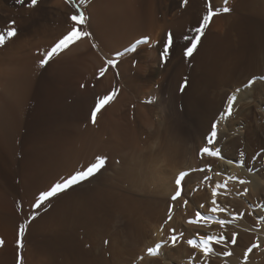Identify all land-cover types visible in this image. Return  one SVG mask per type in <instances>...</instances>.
Segmentation results:
<instances>
[{
    "label": "bare ground",
    "instance_id": "1",
    "mask_svg": "<svg viewBox=\"0 0 264 264\" xmlns=\"http://www.w3.org/2000/svg\"><path fill=\"white\" fill-rule=\"evenodd\" d=\"M198 1L188 0L186 6L187 13H183L184 15L182 16L180 13V18L170 20L166 19L168 15L162 11L170 6L171 0H76L77 5L82 6V10L86 9L89 24L85 30L93 33L92 40L83 39L77 41L59 55L54 56L45 67H42L43 69L38 64L39 72L38 70L35 72H38V74L42 73L39 78L35 77L36 79L38 78L36 80L37 90L33 95L35 110L32 113H25L22 118V122H20L21 126L17 130L19 133L16 142L12 143L11 140V135L14 134H11L9 130L11 121H8L9 124L8 122L7 124L3 123V120L12 118L11 111L4 113L3 116L0 115V239L5 241L4 246L0 247V264H17V231L18 227L27 221L30 222L28 223L25 235V246L23 249L24 264H60L54 260L59 251H62L65 255V259L60 260L62 264H98L97 261L101 260L100 238L106 234L110 235L111 239H103L102 250L106 247L108 248L106 249L110 253L111 263L122 264L119 262V257L123 253L130 235L127 236L124 233V238L121 239L120 236L115 237L114 232L124 230V227L129 222L128 219L131 217V207H138L139 203H144L146 206H144L146 214L143 212V215L145 214L147 220L146 224H137L134 227L136 228L134 233H137L136 235L141 234L145 238H148L150 234L151 240L146 241L147 244L144 245L143 251L138 253L136 258L138 255H142L146 247L148 248L151 243L160 240L158 238H160L161 232L159 231V233L158 230L165 220L169 202H160L159 197L166 195L168 198L172 193L174 189L173 183L175 182L173 178L182 170V165L190 168L198 165V161L200 160L198 158L197 161L196 157L201 144L195 146L191 137V129L202 130L205 124L204 121L208 119L201 120L197 126L193 125L195 116H198L208 99H211L205 95V90H207V87H225L228 85L232 74L240 66L239 64L250 54L256 55L258 53L256 43L250 44L245 41L246 39L239 40L238 46L234 45V40L230 37L231 35L227 34L225 29L226 34L222 32V35H224L221 37L222 40H225V45L219 46L220 43L215 42L219 38L211 32L212 28L210 26L209 29L207 28V33L205 29L206 35H203L202 39L200 38L201 40L191 57L186 56L184 53L191 43L192 36L188 40L190 41L188 42L189 45L186 43L185 46L187 47L181 49L184 56L181 57L182 60H180V57L176 60L177 58L172 56L176 49L175 45L178 44L174 40L176 44L172 43L169 55L165 58L166 62H163L161 53L167 41L168 33L182 32L184 34L188 32L193 25V21L191 20L196 18L195 15L198 14L196 12L199 8L201 17L204 14L202 5L200 6V3L204 0L197 4ZM53 2L54 7L50 6L56 8L55 15L58 16L57 18L62 16L61 19H69L71 27L57 39H54V37L53 43H49V48L44 47L47 48V51L74 26L70 22V15L65 14L68 11L72 12L69 7L72 9L74 7L67 3L66 0H54ZM194 2H196V5H194ZM201 4H203L204 8L205 3ZM231 6L230 8L232 9ZM46 10L47 8H45ZM203 10L206 11L205 8ZM30 14L33 15L31 12ZM44 16L42 25L45 26L49 15ZM30 18L29 21L31 20ZM219 18L216 21H222ZM31 25L33 26V24ZM213 27L215 29V26ZM37 29L39 30V27ZM54 32L53 28V34ZM229 34H231V31ZM145 37L148 38V44L138 47L135 52L130 50L137 40ZM49 39L51 40V35ZM192 40H194V37ZM250 40L252 41L253 39ZM92 43H96L99 46V50L93 48ZM118 53L122 57H118L117 69L114 70L109 67L105 75L99 77V69L104 66V58H116ZM178 53L176 50V56ZM40 68L42 69L41 71ZM255 69L260 70L257 67ZM117 71H119V75L116 74ZM260 75L262 73H256L252 77ZM185 79L191 82L184 89V92H181L180 88ZM175 82L178 83L176 84L178 87H175ZM257 82L247 89L242 88L247 82L240 86L236 85L228 93V95L233 94L237 88L241 90L237 94V102L233 108L237 114L235 121L233 120L228 123L227 117L224 116L228 95L225 97L226 103L215 115L217 116V118L215 117L216 121L213 123L215 118L211 121L210 128L213 127L212 123L217 124V136L215 138L217 145L214 148L221 147L222 150L219 149L221 156L223 154L224 157H228L227 160L232 162L225 163V158L214 160L216 171H220V173L223 171L226 175L217 176L215 174L218 179L216 178L217 181L216 183L214 182L215 184L213 183V187L211 185L209 187H211V193H213L215 185L221 184L219 182L224 176L223 181H227L228 185L233 186L235 190L248 189V198H259L260 201H263L260 205L264 208V168H261L257 173H253L247 171L244 165L240 167L238 164L235 165V161L231 160L234 157V153L239 151L240 148L244 150L242 151L243 153L245 151L249 152V159L252 160L259 150L252 153L249 148L251 142L257 140L264 144V126L254 125L255 127H251V125L247 126L244 124L251 115L252 107L257 109L256 117L259 116L260 121L262 120L264 124V83ZM1 85L0 90L2 88ZM113 89H119V94L113 102L102 108L101 112L97 114L96 124H93L91 122V113L97 104V98L109 94ZM149 99L153 102L148 103ZM218 99L215 98L216 101H211V104L209 103V116L214 115L217 109H219L220 101ZM258 109L261 112H258ZM205 135L204 137H206ZM190 144L192 147L189 146ZM101 155L107 158L105 168L97 176L92 177L86 182L84 181L83 184L76 186L75 189H79L97 180L99 182L91 188L78 192L72 198H66V201L62 203L58 201L60 203L59 207H63L62 210L66 212L65 214L69 216L72 215L71 213H75V215L81 214L90 219L91 226L102 225L103 230L99 233V236L95 233L94 227H87L86 232H88L89 236L86 237V241L87 238H90V242H87L90 244L89 246L87 245L89 251L85 253L79 247L78 239L80 240L81 237H77L76 235H70L69 237L60 235L68 229V227L66 228L62 224L63 222L58 223L61 217L52 216L49 212L40 214L43 204L38 209L33 208L32 205L41 192L46 191V189L48 190L59 180L67 178L74 172L86 167L97 156ZM255 168L257 167L253 166L251 170ZM109 169L113 170V174L106 175L103 178L105 171ZM101 177L103 179L99 180ZM229 177H237L238 179L247 181V183L241 185L237 181L229 180ZM200 178L201 175L197 174L192 180L197 179L198 181ZM210 180L213 179L211 178ZM47 181H49L48 185L45 184ZM123 181L130 182L131 187L130 185L127 187L126 183L121 185ZM188 181L190 180L188 179L187 183ZM151 182H155V189L157 188L155 195L157 197H149L147 196V192L144 191L143 187L146 184L149 185ZM221 189L218 192L223 190ZM208 196L207 192L200 191L191 198V204H200V199H207ZM185 198L179 201L178 204L182 203ZM219 199L221 198L219 197ZM235 199V197L231 196L230 202L232 200L235 201ZM256 201L258 202V200ZM236 203L239 202L236 201ZM243 203H239L241 204L239 206L244 207L246 203L244 205ZM221 204L223 206V200ZM20 205H22V209ZM188 207L189 210H191V207L194 208L192 205H188ZM33 212L37 213L34 220L30 217V213ZM182 212L180 214L177 213L169 226H174L175 229L179 230H176L178 232L188 231L190 234L201 233L205 230L201 227L187 226L184 223L186 217L183 218L185 213L182 215ZM248 213L251 214V211ZM186 215L188 216V214ZM247 220L241 222L237 220L242 229L251 227L250 225L248 226V222L250 221ZM169 226L166 227V229L168 228L166 233L169 231ZM262 226L263 228L260 227L262 230L258 232L256 229L254 231L257 232L252 233V235L244 233L247 230L241 231L240 237L238 234L235 237V239H238V243L235 245L228 242V240L224 241L225 243L228 242L227 244H232L233 247H229L226 244H222L226 245L222 247H229V249H226L228 251L232 250L233 256L226 257L224 255L226 258L220 259L216 257L217 254H214L207 258L208 264H264V252L262 251V248H264L263 223ZM220 227V225L216 227V232L221 234L224 232V234L230 235L229 237L240 230V228L237 230L233 227L232 229L226 228L224 230ZM77 228H73L74 231ZM154 233L156 234L155 238L152 237ZM49 234L54 235V237L52 236L53 239L47 242L45 237ZM254 237H256L255 241H253ZM70 239L72 243L69 242ZM107 240L109 241L108 244L106 243ZM250 240L262 242L263 245L261 249L258 248L249 255V253L244 252V248L241 249L237 245L240 244L241 246L243 241L249 242ZM222 247L220 248L221 251L224 250ZM191 249L184 245L174 249L173 255L175 260L178 259L179 261L184 257L188 258L189 255L194 254V249L193 251ZM214 251H216V247ZM160 253L162 252L160 251ZM244 253L247 256L249 255V257H247L245 263H241ZM164 254L162 256L159 255L160 258ZM223 254L221 255L223 256ZM198 258L197 261L203 264V260L201 259L202 253L199 252ZM159 259H147L141 264H148L150 261L157 262ZM162 259L165 264L174 263L169 260L171 258L164 256Z\"/></svg>",
    "mask_w": 264,
    "mask_h": 264
},
{
    "label": "rangeland",
    "instance_id": "2",
    "mask_svg": "<svg viewBox=\"0 0 264 264\" xmlns=\"http://www.w3.org/2000/svg\"><path fill=\"white\" fill-rule=\"evenodd\" d=\"M53 1L54 0H50V1L49 0H45V1L44 0H40V1L38 0V4H37V6L35 8H29V7H27V4H28L29 0H25V4H23V5L17 4L16 3V0H0V32L5 31L9 27V25L11 24L12 21H15V26H16L17 30L19 31L18 32V35L15 38L9 40L7 42V44H6L5 47L0 48V77L2 78V79L0 78V80H1L0 81V85L2 84L1 85L2 88L0 90V93H1L0 94V99H1V102H0V115L3 116L4 113H9L10 111H11L10 113L13 115L11 119L5 118L7 120H3V123H6V124H7V122L9 120L11 121V122L9 121L11 123L9 125V130L11 131V134L14 133L12 135L10 134L11 135L12 143H14V142L17 141V136H18V133H19L17 130H19V128L21 126V123L20 122H22L21 120L24 117L25 113H27V112L32 113L35 110V108H34V102H33L34 101L33 95H34V93L37 90L36 80L41 76V73H42V72H40L38 74V72H39L38 69H39V67H41V66H39L40 65V61L42 59H44V54H45L44 52H46L47 51V48H49V43L52 44L53 43L52 41L54 39H57L59 36H62L71 27L69 25V19H67V18L61 19L62 16L60 18H57L58 16L55 15V13H56L55 12V9L56 8H52V7H54L53 6V3H54ZM171 1L172 2L170 4V6L167 7V8H165L164 11H162V12H165L168 15L166 17V19L176 20L177 18H180L182 15H184L183 13H187V11H186V6L187 5L186 6L183 5V0H171ZM201 1L202 0H199L197 2V4L199 2H201ZM47 2L48 3L50 2V3L48 4ZM205 2H206V0L202 1L201 3H205ZM255 2H256V4H255ZM201 3H200V6L202 5V11L205 14L206 11H204L203 9L205 8V10H206V7L204 6V8H203V4H201ZM50 5H52V7ZM194 5H196V2H194ZM231 5H233V6H231ZM214 6H215V8H216L217 11H219L220 9H222L223 7H226V6L227 7H230L231 6L232 7V10L234 11V12L231 11V13H225V14L217 15V16H215L213 18V20L215 19L214 20V23H213V20L210 22L211 25H209L207 28L209 29V27L211 26V28H212V31L211 32H213V34L216 35L217 38H219V39H216L215 42L217 41V43H220L219 46H224L225 45V40H222L221 37L224 35V34L222 35V32H225V30H226L227 34L228 35H231L230 37L234 40V45L238 46L239 45V40L246 39L245 41L248 42V43H250V44L251 43H253V44L256 43L255 45H257L258 53L256 55L255 54H250L248 57H246L242 61V63L239 64L240 66H238L237 69L232 74L231 81L228 83V85H226L225 87H214V88L207 87V90H205L206 91L205 92V95L207 97H210L211 99H208V101L206 102V105L203 106V108L199 112L198 116H195V119L193 120V125L194 126H197L198 123L201 120H204V119H207V118H208L207 119L208 121L207 120L204 121L205 124H204V127H203L202 130H198L197 131V130H194V128L191 129V137L193 138V143L195 144V146H198L199 144H201V147L202 148L207 145V140L206 141H204V140L210 135V131L212 129V128H210L211 121L215 117L217 118V116H215V115L217 114V112L219 110H221V108L223 107L224 103H226L225 102L226 101L225 100V97L228 95V93L234 87H236V85L237 86H240V85H243L246 82L248 83V81L253 78L252 76L254 74H256V73H262V75H264V67H263V65H264V46H263L264 45V40H263V38H264V35H263V32H264V0H214ZM255 6L256 7L258 6V7L256 8ZM39 8H42L44 10L39 9ZM45 8H47L46 11H45ZM182 8H183V10H182ZM258 8H259V10H258ZM69 9L72 12H69L68 11L65 14L66 15L68 14V15L71 16V14L73 15L75 13L76 9H74V8L72 9L71 7H69ZM38 10H41V11H38ZM50 10H53V11H50ZM30 12L33 15H31ZM52 12H53V14H52ZM196 13H198V14L195 15L196 18L194 17L195 19L194 20H191V21H193L192 24L194 26L192 25L193 28L191 27L190 28L191 30L189 29L190 32L188 31V32H185L184 34L182 32H180V33H178V32L177 33H175V32L171 33L172 34V39L175 37L173 39V43L174 44H176L175 42L178 43V44L175 45V48L176 49L174 50V53L172 55V56H175L177 58L176 59L175 57H173L176 60H178L179 57H180V60H182L181 57H184V56L182 55V51L183 50H181V49L183 47H187V46H185L186 43H187V45H189L188 42H190V41H188V40H190V39H185V37H187L189 35L188 37L191 38V36H192L191 43H190V45H191L192 42H194V40H192L193 37L195 38L198 35L196 32H194V30L197 28V26L200 25L201 19H202V17H203L204 14L201 17V15L199 14L200 13V8H199V10ZM243 13H244V15H243ZM41 14H43V15L41 16ZM246 14H248V15H246ZM44 15H49L48 18H47V21L45 23V26L42 25L43 19L45 18ZM199 15H200L201 18L199 17ZM241 16H243V17H241ZM28 17L29 18L31 17L30 18L31 19L30 21H29V18ZM39 17H40V19H39ZM49 17L50 18L52 17V19H50ZM197 18H200V19L196 20ZM218 18L221 19L222 21H220V22H218L219 20L216 21ZM164 20H165V18H164ZM64 22H66V23H64ZM70 22H72V21L70 20ZM216 22H218V23L216 24ZM30 23L33 24V26ZM196 23H197V25H195ZM226 23H227V25H226ZM252 23H253V25H252ZM51 26H53V27H51ZM213 26H215V29H214ZM37 27H39V30L37 29ZM53 28H54V31H55L54 32L55 35L53 34ZM72 28H71V30H72ZM207 28H206V31L204 30L206 33L208 32V29ZM221 29H222V31H221ZM71 30H69V32ZM261 30H263V31L261 32ZM44 31H45V33H44ZM230 31H231V34H229ZM191 32H194V33H191ZM226 32H225V34H226ZM43 33L45 34V36H44ZM206 33L204 34V36L206 35ZM261 33H262V35H260ZM192 34H194V35H192ZM210 34L212 35V33H210ZM50 35H51V40L49 39L50 38ZM185 35H187V36H185ZM204 36H201L200 38L202 39ZM179 38L182 39V40H180ZM250 39H253V40L251 41ZM174 40H175V42H174ZM198 44H197V46H198ZM54 45H52L51 48ZM141 46H144V45H139L138 47H141ZM261 46H262V48H261ZM44 47H47V48H44ZM44 50H46V51H44ZM176 50H177V53L179 52L181 54L180 55L178 53L179 54V55L177 54L178 57L175 54L176 53ZM251 55H253V56H251ZM121 57L119 56V58H121ZM256 67H257V69H260V70H256L255 69ZM262 67H263V69H262ZM41 68H40V71L43 69V68L42 69ZM36 70H38V72H35ZM261 70H262V72H261ZM262 75H260V76H262ZM35 77H38V78L36 79ZM250 77H252V78H250ZM256 77H259V76H256ZM257 81L264 83V81H260V80H257ZM190 82L191 81H188V85H189ZM256 83H258V82H256ZM176 84H178V83L175 82V87L177 86ZM230 84H231V86H230ZM245 85L242 88L247 89V88H245ZM218 94H220V95H218ZM231 95L232 94L228 95V98ZM215 98L216 99L219 98L218 99L220 101L219 109H217V111L214 113V115H212V116L210 115L209 116L208 111L210 110V104H211V101H216ZM1 103H3V104H1ZM258 112H261V110L258 109ZM256 114H257V109L255 107H252V109H251V115L248 117V120L244 122V124L247 125V126L248 125H251V127L264 126L262 120L260 121V117L259 116L256 117ZM216 118L214 119L213 123L216 121ZM236 119H237V114H236V111L233 109V115L231 117H227V122L229 123V122H231L233 120L235 121ZM9 122H8V124H9ZM254 122H255V124H254ZM213 123H212V125H214ZM209 128H210V130H209ZM242 128H244V126H242ZM205 133H207V134L205 135ZM204 135L206 137H204ZM216 142H217V140L215 141V143L213 145H211V147H214V146L216 147V145H217ZM189 146L192 147L191 144ZM251 146H253V147H251ZM251 146L249 148L252 151V153L255 152V151H257V150H259V151L256 152V154H255V156L253 157L252 160L249 159V152L245 151V153H243L242 151H244V150H241V148L239 149V151H237V152L234 153V155H233L234 157L231 160L235 161V165L238 164L240 167H243V166H241V164H242V165H244L245 168H247V171H251L253 173H257V172H259L261 170V168H264V158H261V154L264 153V144L261 143L260 141L255 140V141H252L251 142ZM201 147L199 148V150L201 149ZM218 149L222 150L221 147H219ZM241 153H243L244 155H241ZM199 156H200V154H199V151H198L197 157H196L197 158V161H198V158L200 159L198 161V165L193 166V167H190V168H187L188 166H183L182 165V167H183L182 170H180L174 176L173 180L175 179V182L173 183L174 184L173 186H174L175 191L173 189L174 192L172 191V193L169 195L168 198H167L166 195H163V196H160L159 197V201L160 202H166V203L169 202V207H170V205L173 206V208H172V220L170 222H168V223H165V221H167V218H168L167 215L169 213L168 212L169 211V207H168L167 212H166L165 220L163 221V223L161 224V226H160V228L158 230V232L159 231L161 232V233L159 232L160 233V238H158L160 240H156L155 242L151 243L148 246V248L146 247V249L144 250V252L142 253V255L141 254H140L141 256L138 255L137 258H136L137 254L140 253V252H142L143 249H144V245L147 244L146 241H150L151 239H150V234H149L148 238L147 237L145 238V236H143L141 234L140 235H136L137 233H134L136 231V228H134V227H136L137 224H140V225L141 224H146V220L147 219L145 218L146 217L145 216V214H146V212H145V209H146L145 208L146 207L145 204L144 203H139L138 204V207H131V211H130L131 217L128 219L129 222L124 227V230H122V231L120 230L119 232L118 231L117 232H114L116 234V235L114 234V236L115 237L116 236H120L121 239L124 238V233L127 236L130 235L129 238H128L127 243L125 244L124 251H123V253H121V256L119 257V262L120 263H122V264H130V262L135 259L132 262V264H141L143 261H145L147 259H152V260L153 259H159L160 258L159 255L162 256L165 253L164 256L165 257H168V258H171L169 260H171L172 262H174L173 264H177V263L178 264H187V263L188 264H190V263L196 264L197 259H199L198 258L199 251H197L195 249L193 251V249H191V247L186 242V240L188 238H192L193 236H195L196 233L195 234H190L188 231H180V232H178L179 230L176 228V230H178V231H176L177 234L178 233H181V232L184 234V236H183L184 239H182L181 242H178L179 243L178 244V247L179 246H182V245L188 246V248L191 249L194 252V254L188 256L189 259L187 257H184V258H182V259L179 260L180 262L178 261V259L175 260L174 255H173L174 254V251L173 250L176 249V248H178V247L177 246H176V248L175 247H172L170 244H168L165 247H163L162 248L163 250L161 249V252L162 253H160L158 256H155V257L149 256L146 253L147 252L146 250H148L150 247H154L155 244L158 241L162 242V241H164V240L166 241V239H168V237L170 236V229L175 228L174 226L172 227V226H169V225L172 223V221L176 217L177 213L180 214V212L183 211L182 212V215H184L183 213H185V216H183V218L186 217V219H184V223L187 224V226H191V227H195V226L189 225L187 223V220L190 219V218H194L197 211H200L201 214H210L209 213L210 212V209L213 206L212 203H211V201L213 199V196H212V193H211V187H209V185H211L213 187V185L217 181L216 178H217L218 175L215 176V174L218 171H216V163H215L214 160H218V158H216V157H208L206 155L203 158H201V156L200 157ZM222 156L224 157L223 154H222ZM224 158H225V160H227L228 157L227 158L224 157ZM210 162H212V163H210ZM209 164H210L211 169H212L211 172L207 171V166ZM253 166H256L257 167L255 169H253L254 171L251 170ZM196 169H205V170L204 171H196ZM182 172H187L188 175L184 177V179L181 181L180 185L178 186L176 184V180L179 178V176H180L179 174H181ZM110 174H113V170H111V169L105 171V173L103 175V178L106 175L109 176ZM197 174H200L201 175V178L198 179V181H197V179L192 180V178L195 177ZM203 174H205V175L203 176ZM222 174L223 175H226L223 171H221V174L220 175H222ZM214 176H215V179H214ZM205 177H211L213 180H208V179L205 180ZM103 178L101 177L99 180H102ZM188 179L190 181H188V183H187V180ZM223 180H224V176L222 177V179H221V181L219 183L223 184L224 183ZM48 182L49 181H47L45 184L48 185L49 184ZM97 182H99V181L98 180L97 181H94V182H92L90 184H87V185H84L83 187H80L79 189H75L76 186H79V185H76L74 187V189L72 188L73 190L69 191L70 190L69 189L68 191H66L64 193H61V194L57 195L56 197L51 198L49 201H46L45 202V204L49 205V206H47L48 208L45 207V204H43V206L41 207V212H40V214L41 213L44 214L46 212L47 213L49 212V213L52 214V216L55 215L58 218L61 217V218H59V222L58 223H62L63 222L62 224L66 228L68 227V229H66L60 235L61 236H65V237H69L70 235H76L77 237L78 236L81 237L80 240L78 239V241H79V247H80V250L82 252H85V253H87V251H89L88 246H89L90 243H87V242L88 241L90 242V238H87V241H86V237L89 236L88 232H86V231H87V227L91 226L90 221H89L90 219L87 216H82L81 214L75 215V213H71V212L70 213L72 215L69 216L68 214H65L66 212L64 210H62L63 207H59V205H60V203L66 201V198L67 199L72 198L78 192H80L82 190H85V189H88V188H91ZM123 183H126V186L127 187H128V185H130V187H131L130 182H124L123 181L121 183V185ZM154 183L151 182L150 183L151 185L149 184L150 186L146 184L145 186L147 188L145 186L143 187L144 188V191L147 192V196H149V197H155V196L157 197V195H155V190H157V188L155 189V186H154L155 184ZM43 185H41V186H43ZM175 185L178 186V187H176ZM150 188H151V190H150ZM178 188L181 189V196L178 197L176 201H171V197L174 195V193L176 192V190ZM222 189H221L222 191H219L218 192V195L215 197V199L217 200V204L220 205L222 208H225V209H227L228 207L229 208L227 209V212H217V213H211L210 214V215L215 216V217H217L219 219H224V220L231 221V223H228V224L224 225L222 228L224 230L226 228L232 229V227L234 229H237V230H238V228H240V230H238L239 233L238 232L237 233L235 232L236 235L237 234L239 235V237H240V234L244 230H247V231H244V233H247L248 235H252V233H256L257 231L259 232L260 230H262V228H263L262 223L264 225V208H262V206L260 204H262L263 201H260V199L257 198V197H255L254 199L253 198L250 199L247 196L248 194L247 195L241 194V193L244 192L243 189L237 191V190L234 189L233 186H229L228 185V187H227V191L228 192L227 191L225 192V189L224 188H222ZM200 191L201 192H207L208 195H209L208 198L207 199H200V201H201L200 204L199 203L196 204V205L191 204V202H192L191 201V198H193V196L196 195V194H198ZM70 192H72V194H70ZM220 192H222L223 194L220 193ZM230 193H232V194H230ZM247 193H249L248 189H247ZM211 196H212V198H210ZM231 196H233V197L236 198L235 201L232 200L230 202V197ZM243 196H245L246 198L243 197ZM219 197L223 200V206L221 204L222 203V200L219 199ZM184 198L190 204L187 203V205H184V203H183L184 201L182 203L178 204L179 201H181ZM249 199H250L251 203H249L250 202ZM256 200H258V202ZM236 201L239 202V203L245 202L247 205L245 203H243V205L244 204L245 205H244V207H241V206H239L241 204L236 203ZM201 204L204 205L203 209L200 208V207L198 208V206H200ZM230 204H232V205H230ZM56 205L58 206L57 208H56ZM188 205H192V206H194V208L191 207L190 208L191 210H189L188 209L189 208ZM195 206H197V207H195ZM177 207H178L179 211H178ZM55 208H56V210L54 211ZM141 208H144V209H141ZM242 208H244V209L242 210ZM258 208H260V209H258ZM249 211H251V214L248 213ZM143 212L145 213L144 215H143ZM237 212H238V214H237ZM234 213H236V214L234 215ZM51 214H49V215H51ZM186 214H188V216ZM245 214L247 215V217H245L246 216ZM141 215H143V216H141ZM134 216H135V218H134ZM233 216H235V219H233ZM70 218L73 220V222H72V220ZM163 219H164V216H163ZM246 219H248L250 221V222H248V226L250 225L253 230L251 229V227L248 228V229H250V230H248V229H242V227L239 226V222H241L243 220L245 221ZM236 223H237V225H236ZM167 226H169V231H168L169 234L166 233L167 232L166 230H168V228L166 229ZM217 226H219V224L218 223H215L213 221V222H211V224H210L209 227H201L202 229H205V230H203L201 233H199V232H197V233H199V236H207V235H210V234L212 235L214 233L213 234L214 236H218L219 237V236L223 235L224 232H222V234L219 233V232H216V227ZM237 226H239V227H237ZM91 227H94V229H95L94 231H95V233L98 236H99V233L103 230L102 225H99V226L98 225H93ZM260 227H262V228H260ZM73 228H77V229H75V231H74ZM79 228H81V229L79 230ZM83 228H84L85 231L83 230ZM161 228L163 229V231H161ZM71 229H73V230H71ZM256 229H257V231H254ZM94 231H93V233H94ZM82 232H83V234L81 235ZM205 232H207V233H205ZM188 234L190 235V237H189ZM52 236L54 237V235H50V234L49 235H46L45 238H46L47 242H49L50 240L53 239ZM114 236H112V237H114ZM199 236L196 237V238L199 239ZM223 236H225V237L227 236L226 238H228L227 240H228V242H230L229 239H231L232 236L229 237L230 235L228 236L226 234H224ZM152 237L155 238L156 237V234L154 233L152 235ZM104 238H105V240L107 238H108V240L111 239L110 235H107V234L101 236V238H100V243H101V245H100V250H101L100 258H101V260L100 261H97V263L98 264H113V263H111L112 262V259H111L110 253L107 251L108 248L106 247L107 249L105 248L104 250H102V241H103ZM241 239H240V241H241ZM108 240L106 241L107 244L109 243ZM255 240H256V237L253 238V241H255ZM253 241L252 240H250L249 242L243 241V243H241V246H240V244H238L237 246H239V248H241V249L244 248V252L245 253H248L247 250H246L247 248H250V247L252 248L253 245L258 244L259 247H253L252 248V252H251V254H252L258 248L261 249L262 248V245H263L262 242H257V241L256 242H253ZM69 242L72 243V240L70 239ZM228 242H226V243L225 242H222L219 245L218 244H213L214 250H215V247H216V251H214V252H216L215 255L217 254L216 255L217 258L225 259L227 257V256L224 257V254H223V253H225V251L232 253V250H229V251L227 250V249H229L230 246L233 247L231 243H229L230 245L227 244ZM237 243H238V239H236V243L235 244H237ZM222 244H226L229 247H226L227 248L226 249V248L222 247V246H226V245H222ZM85 245L86 246L88 245L86 250H85V248H86ZM217 245H218V247H217ZM221 247L225 250V251L223 250L224 252L221 251V249H220ZM168 248H169V250H167ZM168 251H169V253H168ZM217 251H219L220 254L217 253ZM262 251L264 252V248H262ZM107 253H108V255H107ZM245 253L243 254L244 257L241 259V261H242L241 263H245L246 262L244 259H245V256L247 254L245 255ZM221 254H223V256ZM193 255H195L196 261H193L191 259V257ZM249 255H250V253H249ZM249 255L247 257H249ZM56 256L57 257H55L54 260L57 263L62 264V262L60 260L65 259L64 253L62 251H59L56 254ZM231 256H233V253H232ZM231 256H229V257H231ZM59 257H60V259H59ZM162 258H160L157 262L156 261L155 262L150 261V262H148V264H155V263L156 264H165L164 263V260ZM181 260H183V261H181ZM185 260H187V261L185 262ZM191 261H193V262H191Z\"/></svg>",
    "mask_w": 264,
    "mask_h": 264
},
{
    "label": "snow or ice",
    "instance_id": "3",
    "mask_svg": "<svg viewBox=\"0 0 264 264\" xmlns=\"http://www.w3.org/2000/svg\"><path fill=\"white\" fill-rule=\"evenodd\" d=\"M67 3L71 4L75 9V13L70 16V20L73 22L74 27L70 32H68L65 36H63L58 42L55 43V45L44 54V59L40 61V66L45 67L49 61L54 57L59 55L61 52L66 50L69 46L76 43L79 40L87 39L89 41L93 38V33L91 31L85 30L88 27L89 24V17L86 15V9L82 10V6L77 5L76 0H66ZM17 4L23 5L25 4V0H16ZM188 0H183V5H187ZM38 4V0H29L27 7L34 8ZM206 12L202 17L200 25L194 30L198 35L194 38V42L185 50V54L188 57H191L194 50L197 47V44L199 43L200 37L204 35V30L209 26L210 22L213 20V18L220 14L225 13H231L232 9L230 7H223L219 11L216 10L214 6V0H206L205 2ZM18 35V30L15 26V21H12L9 27L3 31L0 32V48H3L6 46L7 42L13 38H15ZM185 39H190L189 37H185ZM173 39L172 34L169 32L167 35V41L165 45L163 46V51L161 53V58L163 62H166V59L169 55V49L172 47ZM148 44V38H142L140 40H137L135 45L131 47V51L135 52L137 47L139 45H146ZM92 47L99 50V46L96 43H92ZM119 53L117 54L116 58H104V66L99 69V77H103L108 70L109 67L112 69H117L118 64V57ZM117 75H119V71L116 72ZM257 80L264 81V75L259 77H253L248 81V83L245 85V88H251L252 85H254ZM83 87V85H82ZM188 87V80L185 79L183 84L181 85L180 91L183 92L184 89ZM240 89L237 88L235 92L232 94L231 97L228 98L227 101V108L225 110L224 116L225 117H231L233 115V108L234 105L237 102V94L240 93ZM119 94V89H113L109 94L98 97L97 98V104L94 108V110L91 113V122L93 124H96L97 122V114L101 112L102 108H104L109 103L113 102L117 95ZM148 103H152L153 101L149 99L147 101ZM135 107V105H133ZM218 123V122H217ZM217 124H214L212 127V131L210 135L206 138L207 145L199 150V154L201 158H203L205 155L208 157H216L218 159H224L223 156H221L220 150L218 148L211 147L215 143V138L217 136ZM241 155H244L241 153ZM261 158H264V153L261 154ZM106 160L107 158L105 156H97L95 160L87 165L86 167L80 169L77 172H74L67 178H63L59 180L58 182L54 183L48 190L41 192L38 197L36 198L35 203L32 205L33 208H40L42 204H45L46 201H49L51 198L56 197L57 195L64 193L68 191L69 189L74 188L76 185L82 184L84 181L90 180L92 177L97 176L98 173L101 172L102 169L106 166ZM230 160H225V163H231ZM241 166H243L241 164ZM205 169H196V171H204ZM207 171L211 172V166H207ZM221 173L218 171L216 175H220ZM187 172H182L179 176V178L176 180V184L179 186L181 181L184 179L185 176H187ZM205 179L210 180L211 177H205ZM229 180L237 181L239 184H245L247 181L243 179H238L237 177H229ZM227 181L223 184H217L215 185L213 189V199L211 201L213 207L210 209V213H217V212H227V209L222 208L220 205L217 204V200L215 197L218 195V190L220 188H224L225 192L227 191ZM243 195H247V189L244 190ZM181 196V189L178 188L175 194L171 197L172 201H176L178 197ZM188 201L184 200V205H187ZM48 205L45 204V207ZM200 208H203L204 205L201 204L199 206ZM20 208L22 209V205H20ZM172 208L173 206L170 205L169 207V213L168 218L165 223H168L172 220ZM37 213L33 212L30 213L31 219L36 218ZM233 219H235V216H233ZM218 223L221 227L224 225L231 223L229 220L219 219L215 216H212L210 214H201L200 211L196 212V215L194 218H190L187 220V223L189 225L195 226L197 228L199 227H209L211 222ZM30 221H27L23 224H21L18 227L17 231V264H24V258H23V249L25 246V235L28 228V223ZM161 231L163 229L161 228ZM184 234L181 232L177 234L176 229L172 228L170 229V236L166 241H162L159 243H156L154 247H151L147 250V254L149 256H158L160 254V251L163 247H165L167 244H170L172 247H176L178 245V242H180L183 239ZM199 236V233H196L195 236L192 238L187 239V244L192 248L200 253H202V260L203 264H208L207 258L211 255H214V248L213 244H221L222 242L226 241L227 238L224 236H214V235H207V236H199V239L196 237ZM236 234H232L231 243L235 245L236 243ZM5 244V241L3 239H0V247H3ZM253 247H259L258 244L253 245ZM248 253L252 252V248L250 247L248 250ZM225 256H231V252H225ZM193 261H196L195 255L191 257ZM247 260V255L245 256V261ZM196 264H200V261H196Z\"/></svg>",
    "mask_w": 264,
    "mask_h": 264
}]
</instances>
